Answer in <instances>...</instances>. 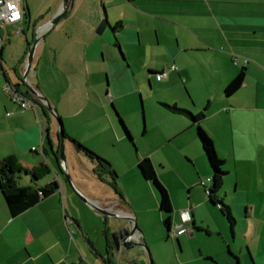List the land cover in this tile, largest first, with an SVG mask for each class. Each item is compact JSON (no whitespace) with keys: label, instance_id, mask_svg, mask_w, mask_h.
Here are the masks:
<instances>
[{"label":"crops","instance_id":"obj_1","mask_svg":"<svg viewBox=\"0 0 264 264\" xmlns=\"http://www.w3.org/2000/svg\"><path fill=\"white\" fill-rule=\"evenodd\" d=\"M22 1L27 10L19 22L26 21L27 25L20 29L29 31L32 21L30 0ZM62 1L52 0L45 12L37 13L41 20L35 17L33 23L38 25L53 17ZM68 6L56 24L42 31L44 37L36 44L28 79L29 85L45 95L63 119L67 134V165L78 187L114 212L135 213L129 207L131 203L125 188L118 184L120 171L115 159L106 153V148L112 142L116 144L127 138L126 131L119 127L118 118L119 110L125 122L126 116L121 114L124 100L139 93L146 100L145 91L151 94L152 79L155 78L161 85L172 86L173 94L178 91L173 102L168 98L162 102L178 104L180 98L184 101L190 99L196 108L191 107V111L205 112L199 124L208 133L206 123L214 125L219 134L225 135L227 125L233 127L234 122H240L239 125L245 122L241 126L246 133L236 138L235 131L231 130L232 137L224 136L226 141H223L222 136V142L238 140L242 155L243 150L254 145V158L261 165L253 188L237 186L238 190H234L242 240L235 239L233 244H228L231 258L222 259L214 248L204 249L200 244L197 256L185 257L181 264H188V261L233 264L232 258L235 264H264V113L261 112L264 105H260L264 101V92L257 87L254 94L240 96L239 93L253 80L254 71L258 69L264 74V0H71ZM103 18L107 20V26L97 33ZM115 24L118 26L114 28ZM4 42L0 51L4 72L0 76V92L3 83L9 79L26 93L28 86L23 70L27 51L16 68L6 60ZM243 66L246 67L244 83L239 90L226 95L224 90ZM11 69L17 72V80ZM163 70L167 75L159 80L157 73ZM5 94L6 97L0 95L3 97L0 102V162L10 158L13 164L34 169L39 174L36 179L29 172H15L13 177L22 187L31 186L36 190L56 180L59 189L17 215L11 214L0 190V264H107L106 258L114 250L110 232L116 230L115 222L79 200L64 179L59 160L58 119L40 100L36 108L25 109ZM28 95L33 94L29 92ZM162 102L160 104L171 111ZM90 103L95 104L100 117L107 120L106 126H96L97 118L93 121L84 118L82 111ZM254 108V119L258 124L250 125L243 113ZM142 111L146 125L144 105ZM172 114L187 121L169 131L161 145L190 129L189 138L196 143L199 150L196 157L201 158L202 164L195 163L197 175L192 181L187 178L181 181L189 185L185 199L177 202L173 195L170 196L173 212L171 227L166 228L175 232L177 226L188 227L185 232L174 234L183 252V241L189 240L186 232H189L190 240H195L199 231L208 235L213 232L212 223L205 215L206 206L211 203L200 186L202 184L206 191L207 178L211 177L212 170L198 137L197 123H192L184 114ZM128 129L132 135L130 141L134 144L133 132ZM72 138L111 163L110 167L117 173L116 185L112 183L111 174L100 170L95 159L77 149ZM148 154L146 157H150L155 165L153 155ZM143 159L140 158L138 163ZM140 172L142 180L145 177ZM200 172L208 174L207 180L201 178L202 181H197ZM135 178L136 182H142L139 177ZM158 178L163 181L160 175ZM228 193L226 189L225 195ZM156 195L160 206V195ZM225 195L221 192L224 200ZM161 214L159 220L164 222L165 214ZM66 216L72 221H67ZM138 226L137 239L149 241L140 217ZM235 228L237 224L233 236L238 234ZM244 246L249 253L246 261ZM117 261L122 262L116 260V264ZM157 264L161 263L157 261Z\"/></svg>","mask_w":264,"mask_h":264},{"label":"rangeland","instance_id":"obj_2","mask_svg":"<svg viewBox=\"0 0 264 264\" xmlns=\"http://www.w3.org/2000/svg\"><path fill=\"white\" fill-rule=\"evenodd\" d=\"M51 1L52 0H30V19L32 20L30 30H32L33 22L36 20L35 17L39 16L37 13L40 12L41 14L45 12ZM39 19L41 20V18ZM22 25H27V22L25 21L23 24L20 22L6 23L1 25L0 29L6 37V42H4L6 60L16 68L20 65L19 59L25 54V51H28V43H32L34 40L33 33L29 32L30 30L20 29ZM13 69H11L13 78L17 80L19 76L17 72L13 71ZM152 84L151 94H148L147 90L145 91L146 100H144L143 97H140L139 93L136 96H129L124 100V105H122L123 113L121 114H125L126 116L124 119L128 125L127 127L133 132V141H135V143L133 144L127 134H125V136H127L126 139L121 140V142L118 143L116 142V144H113L112 142L106 148V153H110L114 157L116 167L121 173H118V184L125 188V193L127 197H129L127 198L128 202L129 204L131 203L129 207L135 210L138 219L140 217L141 224L146 226L147 234L149 236L147 247L150 249L155 264H157V261L161 264H181L180 261L185 257L190 259L197 256L200 252V244L204 246V249H207V247L214 248L222 259L226 256L231 258L227 250L228 244H233L235 239L236 241L242 240L239 233L240 227L242 226L240 225L241 220L239 218V212L237 211L238 209L236 208L234 190H238V187L247 189L253 188L255 181L257 180L256 178L260 174L261 165L258 164L254 158V145L248 150H243L244 155H242V149L240 148L238 140L233 142L229 139L227 142H222L221 138L222 136L223 139L224 136L226 138L232 137L233 131H235L236 138H238L240 134L243 135V133H246V130L241 124L245 122L242 121L240 125V122L237 124L234 122L233 127H228L227 125V133L225 135L219 134L216 129H214V125L206 123L208 127L207 130L214 141L213 144L215 145L219 157L225 160L223 168L225 170L228 169L224 181L225 183H223L224 187L222 188V194L225 195L226 189H228L229 193L224 197L227 202H231L234 216L237 219V228H235V230L237 229L238 232L236 233L238 234L233 236L230 223L227 217L219 210L220 207L217 204H212V206L210 204V206H206L205 215L209 223H212L211 226L213 232L208 235L205 231H199L195 240H190L189 232H186L187 236H189V240L188 242L187 240L183 241V247H185V250L181 252L178 239L176 235H174L175 232L168 231L166 225L162 221L163 219L159 220L162 215L161 213L165 214V212L159 208L158 197L156 195L158 191L155 188L153 181L150 179L145 180V178H142L141 180L138 160L140 158H145L148 153V155H153L155 161L154 166H156L154 168L157 175H160L161 178H163V181L161 179V182L167 187L169 195H173V198L178 202L180 200L183 201L189 193V185L181 183L182 179L187 178L192 181L194 177H196L197 172L195 170V163L197 162L199 166H202L201 158L196 157L199 154V150L196 143H193L189 138L191 134L190 129L184 131V133L182 132L173 141L161 145V143H163L161 141L165 139L169 131H173L176 125L178 126L181 123L184 124L187 120L180 115L172 114L171 111H168V109L160 104V102L164 101L166 98L171 99L172 101L176 98L178 91H174L175 94H173L172 86L168 87L164 84L161 85L155 78L152 79ZM257 87L260 92H264V74L258 69L253 72V80H251L248 87H244L242 91L239 92L240 96H242V94H254ZM1 94L6 97L2 87L0 95ZM2 98L3 97L0 96L1 103ZM185 100L186 101H184V98H180L178 100V106L184 107L185 109L193 108L196 110L190 99ZM143 105L146 125H144L142 111ZM260 105H264V101L260 102ZM99 112L100 111L95 104L92 105V103H90L85 106L82 115L84 118L88 119V121H93L97 118L95 120L96 126H106L108 124L107 120L104 117H100ZM118 112L120 114L119 110ZM255 112L256 109L254 108L243 113L247 115V123H250V125L258 124L256 119H254ZM261 112L264 113L263 110H261ZM242 119L243 118H241V120ZM70 120L73 121L72 118ZM0 122H2L1 119ZM87 124H89V122H87ZM119 127L123 128L122 125ZM145 129L146 131L144 132ZM218 138L220 141H218ZM223 141L226 140L224 139ZM207 176L208 174L200 172L197 181L200 182L202 181L201 178L206 179ZM135 177H139V181L142 182L139 183L137 181V183ZM206 183L208 184V181ZM200 186L202 192L207 196L204 186L202 184H200ZM78 199L80 200L81 198L78 197ZM92 221L93 219H91V222ZM246 250L247 249L244 246L243 256L245 261L249 257V253ZM231 261L234 262L233 264L236 263L233 258ZM188 262V264H198L197 262Z\"/></svg>","mask_w":264,"mask_h":264},{"label":"trees","instance_id":"obj_3","mask_svg":"<svg viewBox=\"0 0 264 264\" xmlns=\"http://www.w3.org/2000/svg\"><path fill=\"white\" fill-rule=\"evenodd\" d=\"M118 25L115 24L114 28ZM246 79V67L240 70L239 73L229 82L228 86L224 90L226 95H230L235 91L239 90ZM26 91V90H25ZM29 94V90L26 91ZM165 106H167L172 112H177L184 114L185 117H189L192 123H197V133L200 139V143H202L204 152L207 156L210 170H212L211 177L208 179V184L206 187L207 197L211 204H217L220 207V211L224 216L227 217L231 229L233 231L236 223V217L234 216L233 210L231 205L226 202L223 197H221L222 188L224 186L225 176L227 174V170L223 168L225 160L219 157V154L213 144L214 141L210 134L204 130V127L199 124L200 120L205 115V112L202 110L200 113H194L190 109H185L184 107L178 106V104H171L169 102H162ZM119 122L126 131L127 136L132 139V135L127 125L125 124L123 118L118 114ZM65 136L67 134L65 133ZM77 146L78 150L86 152L90 158L95 159L98 162V166H100V170L104 173L111 174V180L114 185H116L115 179H117V173L115 169L111 166V163L103 158L102 155L96 153V151H92L88 146L84 145L82 142L80 143L76 139L72 138ZM44 165V164H42ZM139 168L142 172V175L146 179H150L153 181L155 188L158 191V195H160V209L165 212L164 223L166 227L170 229L171 227V217L173 212V205L170 198L169 192L167 187L159 180L155 166L150 157H146L143 160H140ZM23 170L24 172H29L31 177L39 179V174L36 173L34 169L23 167L22 165L13 164V161L10 158H5L0 162V190L2 191L6 203L8 204L9 210L12 215H17L22 213L28 208L29 206L33 205L40 200V198L44 196H49L54 192V190L59 189V183L54 180L51 184H47L42 186L39 189H34L31 186L22 187L19 185L13 175L15 172ZM116 187V186H115ZM107 264H116V261L113 260L111 255L107 256Z\"/></svg>","mask_w":264,"mask_h":264},{"label":"water","instance_id":"obj_4","mask_svg":"<svg viewBox=\"0 0 264 264\" xmlns=\"http://www.w3.org/2000/svg\"><path fill=\"white\" fill-rule=\"evenodd\" d=\"M71 0H63L62 4L60 5V8L56 14H54L53 17L49 18V20H46L44 23H40L38 25L33 24L32 27V33L34 36V40L32 43H28V51L26 58V64L25 69L23 70V78L26 82V85L28 86L29 92H31L35 97L39 98V100L44 103L48 109V111L51 112L52 115H54L59 122V138H60V154H59V160L60 165L63 169V173L65 175V179L68 182V184L72 187L75 192V194L81 198L84 202L87 203V205L91 208H94L101 212L104 216L111 217L116 226V230L111 233L112 239H113V247L114 250L111 252V256L116 260H121L122 262H118V264H155L152 258V254L150 252L149 247H147V242H143L137 239V232L140 229L138 226V217L135 213H132L130 215L124 214V213H117L112 211L108 206L101 205L100 202H98L96 199H92L83 192L81 188L78 187V185L75 183V180L72 178V175L69 171V167L67 165L66 160V148H65V129H64V123L63 119L57 112L58 110L54 109L52 107L51 102L46 98L45 95H43L41 92H39L38 89H36L33 85H29V71L32 68V62L34 57V52L36 49V44L42 40L44 37V30L52 27L54 24L58 22V18H60L64 12L69 8L68 5H70ZM27 10V7L25 8ZM107 26V20L105 18L100 20V23L97 28V33L101 32L105 29ZM28 30V29H27ZM169 230V229H168ZM115 260V261H116Z\"/></svg>","mask_w":264,"mask_h":264},{"label":"built area","instance_id":"obj_5","mask_svg":"<svg viewBox=\"0 0 264 264\" xmlns=\"http://www.w3.org/2000/svg\"><path fill=\"white\" fill-rule=\"evenodd\" d=\"M22 3V0H0V29L1 25L3 24L10 22H19L23 19L22 17H24L25 7L22 5ZM2 42H4V36L2 34V30H0V51L2 50L3 46ZM2 69V61L0 59V75L4 73ZM163 75H167L166 70H163V72L161 73H157V77L159 78V80L163 77ZM3 84V89L5 90V92L12 99V101L17 103L21 108H36L39 98L35 97L34 95L26 94L23 90L16 87L9 79ZM34 148H36V146H34ZM65 218L67 219V221H72L69 216H66ZM187 229V226H185L184 228L177 226L175 232L182 233Z\"/></svg>","mask_w":264,"mask_h":264}]
</instances>
